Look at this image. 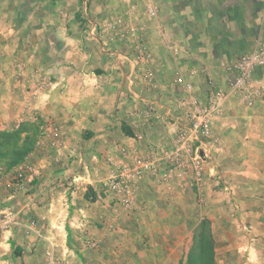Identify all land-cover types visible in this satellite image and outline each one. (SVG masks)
<instances>
[{"label":"crops","instance_id":"1","mask_svg":"<svg viewBox=\"0 0 264 264\" xmlns=\"http://www.w3.org/2000/svg\"><path fill=\"white\" fill-rule=\"evenodd\" d=\"M154 2L0 0L8 11L0 12V119L17 123L21 163H30L41 174L31 188L33 215L47 225V240L35 248V236L21 229L1 236L0 264H45L51 248L56 257L70 255L73 264H189L197 261L198 246H205L196 236L204 220L214 233L223 204L210 191L212 182L197 193L180 189L177 181L147 177L139 182L131 209L116 206L99 182L109 175V159L119 160L120 145L135 148L137 156L169 146L174 127L147 124L136 111L145 100L168 105L181 97L172 85L176 74L191 79L195 94L203 98L205 69L227 89L222 64L254 46L257 30L264 26V0ZM152 4L159 10L155 19L147 15ZM115 18L123 24L114 32L94 31L89 25H108ZM134 35L150 48L147 65L132 60ZM174 47L180 50L178 57L171 55ZM19 62L25 72L18 71ZM147 70L155 73L158 90L143 86ZM224 120L213 127L219 134L218 151H224L222 141L226 144L231 133ZM21 122L30 124L20 129ZM53 127L59 131L61 150L48 148L45 132ZM137 130L144 135L138 144L131 139ZM82 160L92 177H84L78 191L69 189L64 176L77 171ZM67 163L70 169L65 171ZM256 166L264 167V160ZM4 201L0 193V207ZM88 237L97 239V248H87ZM212 239L217 247L214 234Z\"/></svg>","mask_w":264,"mask_h":264},{"label":"built area","instance_id":"2","mask_svg":"<svg viewBox=\"0 0 264 264\" xmlns=\"http://www.w3.org/2000/svg\"><path fill=\"white\" fill-rule=\"evenodd\" d=\"M151 1L155 3V0ZM158 13V7L154 4L147 9L150 18H157ZM122 24V18H115L108 25L89 23L94 31L100 29L105 32H114ZM141 28L144 29L143 26ZM136 37L132 60L139 66L147 65L151 60L150 48L141 36ZM179 54L178 48L171 49L173 57H178ZM202 73L206 79L204 98L195 94L196 87L191 79L178 73L172 85L179 88L182 93L173 106L145 100L136 111V116L145 123L166 122L172 125L174 130L169 146L157 149L152 155L137 156L135 148L123 144L118 148L119 160L109 159V175L99 184L103 192L113 198L116 206L131 209L137 200L139 182L151 176H158L165 183L177 181L180 189L191 188L197 193L205 189L210 177H215L217 184L222 182L217 167L209 165L211 160L209 149L215 141L213 127L224 115L226 103L231 96L237 97L242 104L250 108L264 98V37L258 36L251 49L242 51L223 63V82L227 89L221 88L210 70L205 69ZM142 78L146 89H159L153 71L147 70ZM176 109L181 113V117L179 115L176 117ZM45 134L49 149L55 151L62 149L56 127L49 131L46 129ZM143 137L139 130L131 135V139L137 144ZM54 161L60 160L56 158ZM80 166L70 175L67 183L69 189L78 191L81 180L84 177H92V171L83 160ZM40 176L39 170L26 161L12 168H7L0 161V193L5 200L0 207V237L14 229H21L26 236H35L34 248L38 241L47 240L46 222L33 215L35 198L34 194H31V188ZM98 245L96 240L86 241L87 248L95 249ZM71 260L70 255L56 257L54 249L51 248L45 264H73Z\"/></svg>","mask_w":264,"mask_h":264},{"label":"rangeland","instance_id":"3","mask_svg":"<svg viewBox=\"0 0 264 264\" xmlns=\"http://www.w3.org/2000/svg\"><path fill=\"white\" fill-rule=\"evenodd\" d=\"M26 8V12L30 11L28 6ZM0 12L8 13L2 7ZM258 36L264 37V26L258 28L254 38L257 39ZM18 68L20 73L25 72V65L22 62H19ZM28 90L30 91L29 87L26 88V91ZM229 100L231 102L226 103L224 115L214 126L218 123L221 126L222 120L227 117L226 129L231 130L230 136L226 135L225 144L220 135L224 151H218L219 134L214 130L213 140L216 139V145L211 148L210 153L211 162L216 164L222 182L217 184L215 177H210L208 181L212 182L210 191L218 194L216 202L221 206L223 204V212L215 216L218 219L215 222L214 233L207 219L196 230V236L204 240L205 246L203 248L198 246L196 252L198 257L195 258L197 261L189 264H264V167L256 166L258 160H264V98L251 108L242 104L235 96H231ZM174 103L175 101L169 102L168 105L173 106ZM228 105H231L230 109L226 110ZM175 114L176 117L178 115L181 117L178 110ZM14 124L17 125L16 122L0 119V158L3 157L2 161L6 167L17 162L19 153H24L18 143L19 134L15 132ZM25 124L21 122L20 129H23ZM23 160L24 158L21 159ZM225 163L229 166L224 165ZM69 169L67 163L64 170ZM69 176H64L63 180L68 182ZM31 194H35V189H31ZM71 208H74V205ZM213 234L217 240V247L213 244ZM91 239L97 241L93 237L85 240ZM89 264L102 263L91 261Z\"/></svg>","mask_w":264,"mask_h":264},{"label":"trees","instance_id":"4","mask_svg":"<svg viewBox=\"0 0 264 264\" xmlns=\"http://www.w3.org/2000/svg\"><path fill=\"white\" fill-rule=\"evenodd\" d=\"M23 154H24V153H23ZM23 154H22V153H19L18 156H20V157H17V160H16L17 162L14 163V164H11L10 166L8 165L9 167H7V168H12V167L16 166L17 164L21 163V162H22V161H21V159H22L21 157L23 156ZM0 161H1V159H0ZM1 162H2V161H1ZM2 163H3V162H2ZM202 241H203V240H202ZM203 247H204V246L202 245L201 248H203Z\"/></svg>","mask_w":264,"mask_h":264}]
</instances>
